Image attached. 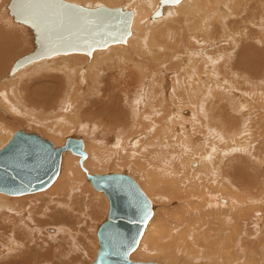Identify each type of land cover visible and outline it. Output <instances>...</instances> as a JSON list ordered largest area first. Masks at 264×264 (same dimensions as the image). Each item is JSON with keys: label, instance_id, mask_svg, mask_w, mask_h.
<instances>
[{"label": "rangeland", "instance_id": "obj_1", "mask_svg": "<svg viewBox=\"0 0 264 264\" xmlns=\"http://www.w3.org/2000/svg\"><path fill=\"white\" fill-rule=\"evenodd\" d=\"M9 1L5 0L0 4V29L11 32L10 35L15 37H13L15 42H18L15 43L17 45H11L7 41L1 43L5 52L0 54V89L5 86L7 96H10L11 99L13 97L12 102L15 103L14 100L17 102L15 104L17 108L0 104V126L12 130V133L19 129L38 133L52 140L58 146L63 145L68 136L80 134L86 137L92 144L89 162L91 168L89 167V170L93 173L126 172L139 182L141 181L139 184L147 181L146 184L149 185L151 184L149 177L151 173L147 174V172H152L151 169L159 175L161 173L167 176L166 179L161 177L158 184L157 193L159 194L156 201L159 204L155 210L154 218H157L162 228L168 232L166 239L169 241L178 240V245L176 244L175 247L181 252L179 255L182 256V260L179 257L171 264H189L188 262L193 264H227L228 262L236 264L240 260L242 263L249 262V258L255 260L254 264H264V244L260 245V239L264 232L256 227L254 229V222L257 221L258 214L254 216L248 211L251 202L256 197L259 203L264 201L260 199L264 197V135H262L263 131H260L264 120L259 119L260 113L264 117V108H261V105L264 107L263 8L260 11L255 9L256 13L249 18L238 17V21L231 20V12L226 18L222 17V11L219 15L216 11L215 15H212V19L208 20L205 18L206 12L202 0L199 2L188 0L180 8L174 10V15L168 17L162 15L153 17L155 10L159 7L160 0H144L145 2L134 6L132 4L135 3V0H113V4L110 0L109 2L108 0L104 2L102 0H87L88 2H86L85 0V3L83 0H79L80 3L73 0L75 3L89 7L110 6L109 3H111L110 7L132 9L135 12V17H137L139 7L152 9L156 6V8L151 17L141 19L139 26L132 25L131 34L126 43H116L108 48L96 49L91 57L80 52L81 55L76 60H70V67L67 69L62 64V59L54 60L56 55L33 61L24 71L10 74L14 62L20 56L31 52L35 45L31 29L16 22L13 16L9 17L10 13L7 11ZM69 1L72 2V0ZM223 1L215 0L217 7ZM198 7L199 9L196 11ZM2 18L5 20L2 21ZM171 18L173 21H170ZM202 18H205L203 23ZM247 19L251 22L256 19L251 27L257 31L258 35H253L257 39L250 38V42L256 47L254 51L244 50L242 44H235L233 38L236 36L238 39L241 32H246V30H240L250 26ZM166 23H174L173 30L176 33L167 36L166 41L167 43L175 42V44H170L168 47L165 46V43L151 42L150 44L151 38L158 36L159 27ZM200 23L203 25L200 26ZM204 28L206 29L203 30ZM247 34L244 42L247 40ZM70 53L58 54V56L62 58L61 56ZM78 76L80 78L83 76L86 82L81 84ZM10 83L15 86L17 94L13 91L14 87L9 85ZM165 85H168L169 90L163 95L162 90ZM8 86H11V89ZM235 92H244L247 97L246 102L250 107L244 115L248 119L243 118L244 115L236 114L225 105V103H229L237 107L240 101L230 95ZM169 101H172L171 111L165 108L166 102ZM4 106L15 114L10 115ZM19 112L20 114H18ZM232 113L237 117L233 118ZM219 115L222 116L221 120L224 122L231 118L234 120L232 125L241 129L242 132L238 137L243 139L240 138L241 143L239 142L238 146L232 145V140L235 142V139L228 141L222 137L220 127H218L217 118H220ZM254 118L258 121L254 126L261 134L258 133L254 137L256 139L253 142L255 146L245 149L243 145L246 146V144L242 141L247 137L245 131L248 130V126L252 124L251 121ZM214 119L217 122H214ZM234 127L232 126V128ZM118 134L120 136L116 143H105L104 139L109 137H113L116 141ZM123 136L125 137L122 138ZM4 139L5 136L2 140ZM120 139L125 141L119 143ZM6 143L0 145V148ZM230 149H234L232 153L230 151L228 153ZM198 150L211 155L208 156L211 160H204V163L212 166L213 169L209 177L206 172L199 169L204 163L198 161V166L193 168V163L187 162V159L191 162L195 161L196 156H199ZM67 153L70 152L67 151ZM204 155L200 159L204 158ZM77 157L79 158L77 165L82 171L79 163L80 157ZM83 173L84 179L75 176V181L78 182L77 187L82 186L80 188L82 190H73L69 199L54 196L46 192L48 189L27 196H10L12 199L27 201L25 206H30L31 203L37 206L42 204L44 211L53 207L64 211L75 202L76 196L73 198L74 195H79V199L83 195L88 201H77L78 209L82 215L77 217L78 219L74 218L73 222L66 221V218L60 215L61 212L56 210L52 212L53 218L50 221L46 220L47 217L39 218L50 222L39 227L46 228L43 233H51L50 236L53 237V242L50 244L53 245L52 252L46 253L49 248L46 246L47 244L41 247L34 244L29 248L28 253L26 249H23L8 254L0 243V264H91L98 250L97 229L107 216L109 203L102 192L96 191L92 187L86 178L85 171ZM171 182L175 185H172ZM210 182L217 185L218 189H213L219 190L218 193H221V188H225V190L227 188L226 191L231 196H237L239 199L244 196L241 200L246 204L240 205L242 209L240 208L239 212L232 213H227L224 209L220 211L217 207H212L207 203L204 204L200 196L193 193L198 192L200 187H209ZM143 186L145 185L143 184ZM176 186L181 190L178 195L173 196L172 191H177ZM258 189L262 191L261 194ZM186 191L193 194L192 197ZM212 191L208 190L210 193ZM248 195L249 197L253 195L252 198L250 197L251 201L248 199ZM37 202L40 203L37 204ZM18 204L9 207L10 211L15 212L14 209L21 205ZM178 210L182 211L177 213ZM214 210L220 212L215 213ZM237 216L240 217L237 218V220L239 219L240 232L236 235L238 238L235 236L237 241L233 240L234 243L236 242L233 244V258H231L232 256L222 258L216 253H220V249L224 255L228 254L225 248H228V243H231L230 239L223 238L218 243L219 246L214 240L220 238L222 225L226 227L228 225L230 228L229 225L236 224H231L229 221ZM227 217H232V219ZM18 219L16 217L13 221L14 224L9 222L10 225H8L9 223L6 222V227L2 231L10 234L11 237L14 233L17 236L28 232L24 228V222H20ZM215 220L216 222H214ZM22 221L33 224L26 218ZM35 221L36 219H34V223H37ZM56 222L63 227L66 225L72 230H63L62 226H56ZM49 228L51 229L48 230ZM211 231L214 234L212 237L215 239L211 238L215 245L210 242V237L209 240L206 239ZM71 232L74 235H70ZM30 233H35V231ZM246 235L252 237L248 238ZM229 237L231 238L232 235L229 234ZM196 238H198L200 246L197 244ZM74 241H77V246ZM189 242L191 243L189 244ZM204 243H208L207 246ZM25 255L28 258L27 262H21ZM146 255H137L132 259L170 263V258L167 256L165 258L164 256L157 257L158 260L161 259L157 261L155 256L147 255L146 257ZM220 255L223 254L220 253ZM225 260L227 261L224 262Z\"/></svg>", "mask_w": 264, "mask_h": 264}, {"label": "water", "instance_id": "obj_2", "mask_svg": "<svg viewBox=\"0 0 264 264\" xmlns=\"http://www.w3.org/2000/svg\"><path fill=\"white\" fill-rule=\"evenodd\" d=\"M172 2L176 0H160L154 16L162 15L163 6ZM7 8L16 22L31 29L35 45L14 62L10 74L33 60L70 52L91 56L97 48L126 42L134 17L131 9L89 7L67 0H10ZM66 150L80 155L84 168L82 137L68 136L57 146L40 134L17 130L0 148V192L22 195L47 189L59 174ZM84 170L92 186L109 199L107 218L97 230L99 249L91 264H161L130 258L153 211L151 199L135 178L125 172Z\"/></svg>", "mask_w": 264, "mask_h": 264}, {"label": "bare ground", "instance_id": "obj_3", "mask_svg": "<svg viewBox=\"0 0 264 264\" xmlns=\"http://www.w3.org/2000/svg\"><path fill=\"white\" fill-rule=\"evenodd\" d=\"M69 1V0H68ZM76 2H79V0L77 1V0H75ZM82 1V0H81ZM84 1V3H85V0H83ZM89 1H91V0H89ZM103 2L105 1V0H102ZM128 1H131V0H128ZM134 1V0H133ZM196 1V0H195ZM198 2H199V0H197ZM203 2V4H204V8H205V12H206V16H205V18L206 19H208V20H210V19H212V15H215V13H216V11H217V15H219L220 13H221V11H222V17H227L228 15H229V13L231 12L232 13V19L231 20H233V19H236L237 21H238V17H240V18H249V17H251V16H253L255 13H256V10L255 9H258L259 11H260V9H262L263 8V12H264V0H229V2H228V0H224L218 7H217V5H216V2H215V0H202ZM218 1V0H217ZM3 2H5V0H0V4L1 3H3ZM72 2H73V0H72ZM86 2H88L87 0H86ZM107 2V1H106ZM106 2H105V4H106ZM108 2H109V0H108ZM108 2H107V4H108ZM110 2L112 3L113 2V0H110ZM141 2L143 3V2H145L144 0H135V3H133L132 5L134 6L135 4H141ZM186 2H188V0H179V2H172L170 5H168V6H163V14H162V16L163 17H168L169 15H174L175 14V11L174 10H176V9H178V8H180V6L183 4V3H186ZM80 3V2H79ZM109 3L110 4V6H112V4L114 3ZM197 3V2H196ZM106 4V5H107ZM108 4V5H109ZM160 4V3H159ZM196 5H198V4H196ZM202 5V4H201ZM110 6H107V7H110ZM199 6V5H198ZM132 7V6H131ZM112 8H114V7H112ZM155 8H156V6L155 7H153L152 9H150V8H148V7H139L138 8V13H137V17H135V12L133 11V13H134V17H133V21H132V25L134 26V25H136V26H139V24H140V21H141V19H144V18H147V17H151V15L153 14V11L155 10ZM201 8V7H200ZM124 9V8H123ZM197 9H199V7L198 8H196V11H197ZM219 9V10H218ZM132 10V9H131ZM201 10V9H200ZM7 11H9L8 10V8H7ZM204 11V10H203ZM202 11V12H203ZM201 12V13H202ZM194 13V12H193ZM204 13V12H203ZM244 14V15H243ZM195 15V14H194ZM12 15L10 14L9 15V17H11ZM161 16V15H160ZM8 17V16H7ZM8 17V18H9ZM153 17H157V16H154V14H153ZM201 17H203L202 15H201ZM205 18L203 19H201L202 20V23H203V20L205 21ZM219 18H220V16H219ZM5 20V18H2V21H4ZM248 20V19H247ZM256 20V19H255ZM255 20H253L252 22L250 21V20H248V23H249V25L250 26H247V27H245V28H243L242 30H240V31H243V30H246V32H241L240 33V37L242 38H236V36L235 37H233L234 39H235V44H242V48L244 47V50H246V49H250L251 51H254V49L256 48L255 47V44H252V42H250V38H254L255 40L257 39V38H255L254 36H256V35H258V33H257V31L255 30V28H253V27H251V24H254V22H255ZM170 21H173V19L171 18L170 19ZM169 21V22H170ZM0 23H1V20H0ZM202 23H200V26L201 25H203ZM205 23V22H204ZM173 24L174 23H166L164 26H160L159 27V32L157 33V35L158 36H154V37H152L151 38V40H150V44H151V42H154L155 44H159V43H165V46L166 47H168L170 44H175V42L174 43H167V41H166V38H167V36H169V35H171V33H176L174 30H173ZM206 24V23H205ZM132 25H131V30H132ZM202 28V27H201ZM70 29V28H69ZM69 29H68V31H69ZM206 28H204L203 30H205ZM252 29V30H251ZM202 30V31H203ZM250 30H251V33H249L250 32ZM174 31V32H173ZM207 31V30H206ZM206 31H204V32H206ZM178 33H179V31H178ZM248 33V34H247ZM11 34V32H7V31H5V30H2V29H0V54L2 53V52H5V49H3L2 48V46H1V43L3 42V41H7V42H9L11 45H17V44H15L16 42H18V41H16L15 42V40H14V36H12V35H10ZM131 34V33H130ZM239 34V33H238ZM246 34L248 35V37H247V40L244 42V40H245V36H246ZM254 35V36H253ZM130 36V35H129ZM129 36H128V38H129ZM14 37V38H13ZM19 37V36H18ZM17 37V38H18ZM128 38H127V40H126V42L128 41ZM238 41H239V43H238ZM126 42H112V43H110L107 47H105V48H108L110 45H112V44H116V43H126ZM149 44V45H150ZM249 44V45H248ZM148 45V46H149ZM249 46V47H248ZM35 47V46H34ZM156 47V46H155ZM158 47V46H157ZM97 49H103V48H97ZM34 50V49H33ZM32 50V51H33ZM96 50V49H95ZM94 50V51H95ZM93 51V52H94ZM93 52H92V55H93ZM30 53V52H29ZM75 52H72V53H70L69 55H63V56H61L62 58H60V56H58V54H56L57 55V57L54 59L55 61L57 60V59H62V61H63V65H65V69H67L68 67H70L69 66V63H70V60H76L77 59V57L78 56H80L81 54H80V52H77V53H75ZM84 53V52H83ZM56 55H54V56H56ZM60 55V54H59ZM91 55V56H92ZM54 56H52V57H54ZM90 56V55H89ZM90 56V57H91ZM47 58H49V57H47ZM42 59V58H41ZM37 60H39V59H37ZM33 61H36V60H33ZM33 61H30V62H28V63H26V64H24V65H22L21 67H19L18 69H16L12 74H14V73H19V72H22V71H24L26 68H28L29 67V65H30V63L31 62H33ZM79 77V79H80V81H81V84H83V83H85L86 82V79L82 76V78H80V76H78ZM77 77V78H78ZM16 81V80H15ZM9 85H12L11 83L9 84ZM13 86V85H12ZM5 86H3V87H1V89H0V104L2 103L3 105H9V106H12L13 108H17V105H15V104H17V102L14 100V102L15 103H13L12 102V99H13V97H12V99L10 98V96H7V89H5L4 88ZM8 87H10V89H11V86H8ZM14 87V89L15 90H13V91H15L16 92V88H15V86H13ZM168 90H169V87H168V85H165L164 87H163V90H162V92H163V95H164V93L166 94L167 92H168ZM12 94H15V93H12ZM11 94V95H12ZM16 94H17V92H16ZM230 95H232V96H235V99L237 100V101H240L239 102V104L237 105V107L235 106V105H231V104H229V103H225V105H227L228 107H229V109L230 110H232L233 112H235L236 114H238V115H240V116H243L244 114H246V111L249 109L248 107H250L249 105H248V103L246 102L247 101V97L245 96V93L244 92H242V93H238V92H235L234 94L232 93V94H230ZM166 100V99H165ZM236 100H233V101H236ZM166 106H165V108L168 110V111H171L172 110V101H169V102H166V104H165ZM226 106V107H227ZM5 108H6V110H7V112L10 114V115H13V114H15L14 112L12 113V110H10L8 107H6V106H4ZM261 108L263 109L264 107L261 105ZM250 110H251V108H250ZM15 111L16 112H18L16 109H15ZM177 112V111H176ZM176 112H174V114H176ZM18 114H20V112L18 113ZM18 114H16V115H18ZM233 114V113H232ZM247 115H249L248 113H247ZM21 116H23V115H21ZM236 117H237V115H235ZM234 116V114H233V118L235 117ZM246 115H244L243 116V118L245 117ZM219 117H220V115H219ZM222 117V116H221ZM221 117L220 118H217L218 119V121H219V126L218 127H220V132L222 133V137L224 138L225 137V139H227L228 141L230 140V139H235V142H234V140H232L233 141V143H232V145L233 146H238V143L241 141L240 140V138L238 137V135H239V133H241L242 131H241V129L239 128V127H234V125H232V121H234V120H231V118L230 119H226L227 121H223V120H221ZM228 118H229V116H227ZM250 117V116H249ZM216 118V117H215ZM224 118V117H223ZM256 118V117H255ZM252 119L253 121H251L252 122V124L251 125H249L248 126V130L247 131H245L246 132V134H247V137L245 138V140H243L242 142L243 143H245L246 144V146H244L243 145V147L246 149V147H252V146H255V143H253V142H255L256 141V139H254V137H256L257 135H258V133H260V131H263V134L262 135H264V125H263V127H262V129L260 130V131H258V130H256V128H255V124H256V122H258L256 119ZM225 119V118H224ZM237 119V118H236ZM239 120L241 119L240 117L238 118ZM245 119H248L247 117H245ZM259 119H261V120H264V117L262 116V114L260 113V118ZM221 120V121H220ZM241 121H243V120H241ZM244 121H247V120H244ZM214 122H217V120L216 119H214ZM229 123V124H228ZM242 123V122H241ZM248 123V122H247ZM244 124V123H243ZM243 124H241V125H243ZM217 125V124H216ZM248 125V124H247ZM232 126L234 127V128H232ZM237 126V125H236ZM246 126V125H245ZM221 129H223V130H221ZM258 129V128H257ZM19 130H23V129H19ZM243 130V129H242ZM23 131H25V132H29V131H26V130H23ZM31 133H34V132H31ZM120 133V132H119ZM14 134V133H12V130H8V129H6V128H3V127H1L0 126V145H2V144H4V143H6L7 141H9L10 140V138H11V136ZM38 134V133H37ZM121 134V133H120ZM120 134H118V135H116V136H118L117 137V140L115 141V139H113V137H109V138H106V139H104L105 140V143L106 144H113L114 142L116 143L118 140H119V136H120ZM261 134V133H260ZM107 135V134H106ZM5 136V139L4 140H2V138ZM42 136V135H41ZM44 137V136H43ZM53 137H54V135H53ZM74 137H82V139H83V142H84V150H85V152H86V158H88V157H90V158H88V160H86V158H85V160H84V162H83V166H84V168L85 169H87L90 173H92V174H94L93 172H91L89 169L91 168V166L89 165V162H90V160H91V147H92V144L90 143L91 141L89 140V139H87L86 137H83L82 135H80V134H78V135H74ZM108 137V136H107ZM125 136H123L122 138H124ZM264 137V136H263ZM45 138V137H44ZM84 138H85V140H84ZM48 139V138H47ZM57 139V138H56ZM241 139H243V138H241ZM58 140H60V139H58ZM52 141V140H51ZM125 140H121L120 139V141H119V143H122V142H124ZM231 141V140H230ZM53 142V141H52ZM54 143V142H53ZM241 143V142H240ZM55 144V143H54ZM56 145V144H55ZM58 146V145H57ZM238 148V147H237ZM244 148H243V150H244ZM255 148V147H254ZM234 150V149H233ZM233 150L232 149H230V150H228V153H229V151H230V153H232L233 152ZM67 151L68 150H66V151H64V153H63V155H62V160H61V166H60V171H59V174H58V176L56 177V179L54 180V182L47 188L48 190L46 191V192H48V193H51V194H53L54 196H57V197H60V198H66V199H69V197L71 196V192H73V190H75V189H78V190H82V189H80V188H78L77 187V185H78V182H76L75 181V176L76 177H81V179H84V168L82 167V165L80 164V166H81V168L84 170H82L81 171V169H79V166L77 165V160L79 159L77 156H79L80 157V155H77V154H74V153H72V152H70V151H68V152H70V153H67ZM198 154H199V156H196V158H195V161L194 162H191L189 159H187V162L189 163V164H192V167L193 168H195V167H197L198 166V164H199V162L198 161H200V163H204V160H211V159H209V157L208 156H211V155H208V153H204V152H200L199 150H198ZM74 154V155H73ZM205 154V155H204ZM77 155V156H76ZM87 155H88V157H87ZM202 155H204L203 157L204 158H202V159H200V157L202 156ZM86 162V163H85ZM79 163H80V160H79ZM68 164H69V166H68ZM216 165V164H215ZM69 168H68V167ZM90 167V168H89ZM68 168V169H67ZM214 168V167H213ZM201 171H204V172H206L207 174H208V177L211 175V172H212V166H210V165H208L207 163H204V164H202L201 166H200V168H199ZM151 171L152 172H150V171H148L147 172V174H149V173H151V174H149V177L151 178V184L149 185V184H146L147 183V181H146V183H143L145 186H143V184H139V183H141V181L139 182L135 177H133L132 175V177L133 178H135V180L138 182V184L142 187V189L146 192V194L149 196V198L151 199V202H152V207H153V211H152V215H151V218H150V220H149V222L147 223V225H146V227H145V230H144V232H143V235L141 236V238H140V240H139V243H138V245H137V247L131 252V254H130V258L132 259V258H134L135 256H140V255H149V257L151 256V255H153V256H155L156 257V259H157V257L159 258V257H163L164 256V258H165V256H167L168 258H170V263L168 262V264H171L173 261H175V260H177L179 257H180V259L182 258V256L181 255H179V254H181V252L180 251H178V249L175 247V245L177 244L178 245V240H176V241H169L168 239H166L167 238V234H168V232L164 229V228H162V226H161V224H160V222H158V220H157V218L155 219L154 218V216H155V210L157 209V206H158V201H156L157 199H156V197H158V194L159 193H157V191L159 190V187H158V184L160 183V181H161V179L163 178V179H166V177L167 176H164V175H162L161 173H160V175L157 173V172H155L154 170H152L151 169ZM101 173H105V172H101ZM126 173V172H125ZM85 174H86V172H85ZM127 174H129V173H127ZM130 175V174H129ZM162 177V178H161ZM86 178H87V174H86ZM168 178V177H167ZM87 180H89L88 178H87ZM145 180H146V178H145ZM78 181V180H77ZM166 181V180H165ZM79 182H81V181H79ZM89 182H90V180H89ZM150 182V181H149ZM162 183H164V182H162ZM211 183V182H210ZM90 184H91V182H90ZM171 184L172 185H175V183H172L171 182ZM85 185V184H84ZM92 185V184H91ZM248 185V184H247ZM86 186H87V184H86ZM242 186V185H241ZM250 186V185H249ZM93 187V186H92ZM171 187V186H170ZM179 187H180V185H179ZM178 186H176V192L175 191H172V194H174L173 196H176V195H178L179 194V192H180V190H181V188H179ZM220 187V186H219ZM94 188V187H93ZM173 188H175V186H173ZM213 188H215V189H218V187H217V185L216 184H213V183H211V184H209V187H204V188H199V190H198V192H194L193 194H195V195H199L200 196V198L202 199V202H204V204H209V205H211L212 207H217L218 208V210H225V211H227V213H229V212H239L238 210H240V205H242V206H244V204H246V202L245 201H242L241 199L242 198H244V196L243 197H241V199H239L237 196H231L230 194H228L229 192L228 191H226L227 190V188H226V190H225V188H221V190H220V192L221 193H218L219 192V190L217 191V190H214ZM95 189V188H94ZM220 189V188H219ZM263 189V188H262ZM261 189V190H262ZM44 190H46V189H44ZM44 190H40V191H44ZM96 191H99V190H97V189H95ZM208 190L210 191V190H213L211 193L210 192H208ZM257 190V189H256ZM40 191H37V192H40ZM183 191V190H182ZM217 191V192H216ZM251 191V190H250ZM253 191V190H252ZM258 191H260L259 189H258ZM264 191V190H263ZM79 192V191H78ZM82 192V191H81ZM80 192V193H81ZM99 192H102V191H99ZM187 192V191H186ZM247 192V191H246ZM261 192L262 191H260V194H261ZM41 193V192H40ZM43 193V192H42ZM105 196H106V194L104 193V192H102ZM161 193V192H160ZM170 193V192H169ZM188 193V195L190 194L191 195V197H192V195L193 194H191V193H189V192H187ZM237 193V192H236ZM258 193V192H257ZM33 194H36V192H33ZM82 194V193H81ZM23 196H27V195H32V193H27L26 195L25 194H22ZM22 195H10V194H6V193H3V192H0V243H1V246H3L4 247V249H5V251L8 253V254H11V253H16V251H20V250H23V249H26L27 250V253L29 252V248L30 247H32L34 244H37V247H41V246H45L46 244V246H48L49 248H48V250H46V253L47 252H52L53 251V245H50L52 242H53V237L52 236H50V234L51 233H49V232H47V234H45V233H43V231L46 229L45 227H39V226H43V225H46V224H49L50 222H46V220H49L50 221V219L51 218H53L52 216H51V214H52V212H54L55 210L56 211H60L61 212V216L63 217V218H66V221H71V222H73V219L74 218H77V217H80V215H82V213H81V211L78 209V200H81L82 202L83 201H88V199L85 197L84 198V196L83 195H81V199H79V195H74L73 196V198H74V200H75V202L73 203V205L72 206H68L64 211H62V210H58V207H53V208H47L45 211H44V206L42 205V204H39V206H37L36 204H34V203H31V205L30 206H25L26 204H27V201H25V200H21V199H12L10 196H22ZM45 195H46V193H45ZM238 195H239V193H238ZM250 195V194H249ZM249 195H248V197H249ZM161 196V195H160ZM242 196V195H241ZM258 196V195H257ZM240 197V196H239ZM251 198L253 197V195L252 196H250ZM248 198V199H250V201L252 200L251 198ZM60 198H58V199H60ZM106 198H107V200H108V203H109V199H108V197L106 196ZM208 198V199H207ZM246 198V197H245ZM260 198V197H259ZM192 199V198H191ZM190 199V200H191ZM194 199H196V198H194ZM260 199H262V200H264V197L263 198H260ZM159 200V199H158ZM246 200V199H245ZM201 202V203H202ZM249 202V201H248ZM257 202V203H256ZM261 202V201H260ZM17 203H19V204H21L20 205V207H18V208H16V209H14L15 210V212H11L10 211V209H9V207H11V206H15ZM38 203H40V202H37V204ZM196 203V202H195ZM200 203V202H199ZM250 203V202H249ZM18 204V205H19ZM196 205H199V204H196ZM201 206V205H200ZM204 206V205H203ZM249 206V205H248ZM217 208H215V209H217ZM246 208V207H245ZM244 208V209H245ZM183 209H184V207H183ZM182 209V210H183ZM242 209V208H241ZM108 210H109V208H108ZM182 210H178V211H176L177 213H179L180 211H182ZM218 210H214V212L215 213H217V212H220V211H218ZM250 213H253V215L255 216H257V214H258V218H256L257 219V221L256 222H254V229H255V227H256V229H258V230H260L261 232H264V201H263V203H259V201H258V198L256 197V199H254L252 202H251V205H250V207H249V210H248ZM158 212H159V210H158ZM243 212V211H242ZM213 213V212H212ZM215 213H214V215H215ZM226 213V212H225ZM176 214V213H175ZM220 214V213H219ZM13 215H14V217H13ZM107 215H108V213H107ZM213 215V214H212ZM222 215V214H221ZM237 215V214H236ZM241 215V213L239 214V216ZM251 215V214H250ZM249 215V216H250ZM252 215V216H253ZM217 216V215H216ZM227 216H229L228 214H227ZM243 216H244V214H243ZM16 217H18L19 219H18V221H20V222H24L23 223V225H24V228L28 231V232H23L24 234H18L17 236L15 235V233H14V235H13V237H11L10 236V234H6V233H4L2 230H3V228L4 227H6V222H11V224H14V222L13 221H15V219H16ZM47 217V219L46 220H40L39 218H46ZM179 217V216H178ZM251 217V216H250ZM249 217V218H250ZM24 218H26L29 222H31V223H33V224H30V223H27V222H25V221H22ZM67 218H69V219H67ZM106 218H107V216H106ZM105 218V219H106ZM217 218V217H216ZM227 218H231L232 219V217H227ZM237 218H240V217H235V218H233V220H231V221H229V223H231V224H234V223H236V224H234L233 226H231V225H229L230 226V228L228 227V225H227V227L226 226H223L222 225V227H220V231H221V233H220V238H218V239H215V238H213L212 237V235H214V234H212V231H211V233H209L208 234V236L206 237V239L207 240H209V237H210V239H211V241L210 242H213V239H215L214 240V242H216V244H217V246H219L218 245V243L220 242V241H222L223 240V238H226V240H227V238L228 239H230V242L231 243H228V248H225L226 249V252L228 251V254H226V255H224V252L223 251H221L220 249H219V252L221 253V254H223V255H220V253H216V254H218V256H221L222 258L224 257V258H226V256L228 257V256H232L231 258H233V252L234 251H232L233 250V244H235L234 243V241L233 240H235V241H237V234H239V232H240V229H239V219L237 220ZM245 218V217H244ZM248 218V217H247ZM34 219H36V221L35 222H37V223H34ZM78 219V218H77ZM249 220V219H248ZM247 220V221H248ZM242 221V220H241ZM240 221V223H242ZM254 221V220H253ZM214 222H216V220L214 221ZM16 223V222H15ZM218 223H220V222H218ZM224 223V222H223ZM56 224V226H62L61 228L64 230V229H68V231H71L72 229H70L68 226H66L65 225V227H63V225H60L58 222H56L55 223ZM64 224V223H63ZM206 224V223H205ZM209 224H211V223H209ZM246 224H248L247 222H246ZM8 225H10V223L8 224ZM71 225V224H70ZM100 226V225H99ZM241 226H242V224H241ZM71 227H73V226H71ZM209 227V229H210V226H208ZM225 227V228H224ZM247 227V226H246ZM75 228V227H74ZM99 228V227H98ZM213 228V227H212ZM211 228V229H212ZM51 228H49L48 230H50ZM214 229V228H213ZM246 229V228H245ZM248 229H249V227H248ZM36 230H38V231H36ZM53 230H55V229H53ZM98 230V229H97ZM206 230V229H205ZM217 230V229H216ZM244 230V229H243ZM33 231H35V233H30V232H33ZM57 231H59V230H57ZM207 231H209V230H207ZM255 231H257V230H255ZM214 232H216V231H214ZM213 232V233H214ZM242 232V231H241ZM248 232V231H247ZM251 232V231H250ZM243 233V232H242ZM241 233V234H242ZM245 233V232H244ZM97 234V233H96ZM229 234L230 235H232V237L230 238L229 237ZM249 234V233H248ZM251 234V233H250ZM70 235H74V233L73 232H71L70 233ZM252 235V234H251ZM251 235H246L248 238H249V236H251ZM206 236V235H205ZM216 236V235H215ZM235 236L237 237V238H235ZM239 236V235H238ZM185 237H187V236H185ZM201 237V236H200ZM213 239H212V238ZM219 237V236H218ZM239 237H241V236H239ZM246 237V238H247ZM252 237V236H251ZM190 238V237H189ZM188 238V239H189ZM242 238H243V236H242ZM97 239H98V237H97ZM187 239V240H188ZM197 239V241H198V238H196ZM195 239V240H196ZM168 240V241H167ZM200 240V239H199ZM241 240V239H240ZM243 240H244V238H243ZM261 241H260V245H263L264 244V235L262 236V238L260 239ZM200 242H201V240H200ZM213 242V243H214ZM228 242V241H227ZM180 243V242H179ZM184 243V242H183ZM191 242H189V244H190ZM199 243V241L197 242V244ZM212 243V244H213ZM226 243V242H225ZM74 244L77 246V241H74ZM193 244V243H192ZM195 244V243H194ZM206 246H207V244L208 243H204ZM223 244V243H222ZM245 244V243H244ZM252 244V243H251ZM172 245H174V246H172ZM176 245V246H177ZM188 245V244H187ZM199 245V244H198ZM214 245H215V243H214ZM227 245V244H226ZM237 245V244H236ZM235 245V246H236ZM242 245V244H241ZM162 246V247H161ZM186 246V245H185ZM196 246V245H195ZM200 246V245H199ZM245 246H246V244H245ZM216 247V246H215ZM222 247V246H221ZM204 248V247H203ZM209 248V247H208ZM220 248V247H219ZM236 248H237V246H236ZM98 249H99V240H98ZM200 249H201V247H200ZM176 250H177V252H176ZM192 250V249H191ZM197 250V249H196ZM205 250H206V248H205ZM209 250V249H208ZM207 250V251H208ZM198 251V250H197ZM196 251V252H197ZM206 251V252H207ZM97 252H98V250H97ZM195 252V251H194ZM218 252V251H217ZM246 251L244 250V253H245ZM26 253V254H27ZM197 253H199V252H197ZM208 253V252H207ZM243 253V254H244ZM97 255V254H96ZM147 255H146V257H147ZM179 255V256H178ZM193 255V254H192ZM184 256V255H183ZM194 256V255H193ZM192 256V257H193ZM217 256V257H218ZM145 257V258H146ZM167 257H166V259H167ZM215 258H216V256H214ZM18 258H20V257H18ZM96 258V257H95ZM94 258V259H95ZM138 258V257H137ZM152 258V260H153V257H151ZM151 258H150V260H151ZM220 258V257H219ZM246 258H248V257H246ZM255 258V257H254ZM139 259V258H138ZM163 259V258H162ZM221 259V258H220ZM27 260H28V258H27V255H25V258L21 261V262H27ZM134 260V259H133ZM149 260V259H148ZM161 259H157V261H160ZM182 260V259H181ZM224 260V259H223ZM222 260V261H223ZM228 260V259H227ZM227 260H225L224 262H226ZM94 261V260H93ZM92 261V262H93ZM212 261V260H211ZM214 261H216V259H214ZM255 260L252 258V259H250L249 258V262H247V261H245L244 263H242L241 262V260L240 261H237V263H239V264H254L253 262H254ZM91 262V263H92ZM187 262V261H186ZM217 262H219V261H217ZM189 264L191 263V262H188ZM208 263V262H207ZM220 263V262H219ZM223 263V262H222ZM236 263V264H237ZM161 264H163L162 262H161ZM191 264H193V263H191ZM205 264V263H204ZM209 264V263H208ZM227 264H229V262L227 263ZM257 264V263H256ZM259 264H263V263H259Z\"/></svg>", "mask_w": 264, "mask_h": 264}, {"label": "snow or ice", "instance_id": "obj_4", "mask_svg": "<svg viewBox=\"0 0 264 264\" xmlns=\"http://www.w3.org/2000/svg\"><path fill=\"white\" fill-rule=\"evenodd\" d=\"M176 2H179V0H176Z\"/></svg>", "mask_w": 264, "mask_h": 264}]
</instances>
